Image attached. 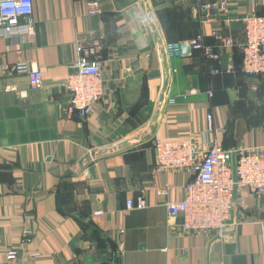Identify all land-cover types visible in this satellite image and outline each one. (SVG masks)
<instances>
[{
    "label": "crops",
    "instance_id": "crops-1",
    "mask_svg": "<svg viewBox=\"0 0 264 264\" xmlns=\"http://www.w3.org/2000/svg\"><path fill=\"white\" fill-rule=\"evenodd\" d=\"M89 1L35 0L34 35L24 43L0 39V264H9V251L23 264H264V199L237 192L225 231L233 235L183 234L175 227L181 218L171 220L165 204L185 198L194 174L155 170L158 140L197 138L204 152L210 141L264 147V77L225 72L240 67L234 60L244 33L237 20L252 10L264 15V0H148L164 45L202 38L221 55L214 62L162 55L140 0H99L100 13L90 16ZM222 1L228 19L201 10ZM90 32L107 42L105 91L83 119L67 112L66 78L77 37ZM214 33L235 46H221ZM26 62L41 70L42 89L32 90L29 77L14 71ZM167 67V102L155 122ZM192 89L198 95L184 100ZM153 124L157 130L142 145L99 154ZM143 197V209L127 207Z\"/></svg>",
    "mask_w": 264,
    "mask_h": 264
},
{
    "label": "built area",
    "instance_id": "built-area-1",
    "mask_svg": "<svg viewBox=\"0 0 264 264\" xmlns=\"http://www.w3.org/2000/svg\"><path fill=\"white\" fill-rule=\"evenodd\" d=\"M35 0H0V39L18 40L24 43L34 35L33 14ZM210 16L212 12L220 13L228 19V3L207 4L201 9ZM100 13V1L88 3V15ZM229 21V20H227ZM244 33L243 63L241 72L247 77H264V16L252 10L246 16L237 20ZM213 37L221 46L233 48L234 41L223 34L214 33ZM169 60L188 58L193 52L200 51L210 61H220L219 53L205 43L202 38L184 42L166 43ZM77 59L66 78V89L70 96L67 112H76L83 118H88L93 109L104 98V79L102 74V55L107 50L103 38L93 33L80 34L76 39ZM17 74L27 75L32 90L43 88L44 81L41 70L31 63L16 64ZM225 72H235V67H229ZM220 73L219 70L215 71ZM9 92H16L11 86ZM210 98L214 94L208 92ZM198 95L195 89L183 96ZM176 104V99L168 102ZM209 131L213 130V116H208ZM204 152L203 144L197 138L158 140L155 144L157 165L155 170L168 172H188L194 176L185 185V198L180 201H168L165 204L171 220L181 218L177 227L183 234H216L221 236L232 226L235 211V198L241 189L248 190L257 197L264 199V147L225 149L211 142ZM145 198L137 203L127 202L130 209H143ZM97 211L95 215H102ZM124 233V231H121ZM31 231L25 232L24 237L30 238ZM37 258L39 255H32ZM9 264H23L17 260V252L7 254Z\"/></svg>",
    "mask_w": 264,
    "mask_h": 264
},
{
    "label": "water",
    "instance_id": "water-1",
    "mask_svg": "<svg viewBox=\"0 0 264 264\" xmlns=\"http://www.w3.org/2000/svg\"><path fill=\"white\" fill-rule=\"evenodd\" d=\"M140 3H141L142 8L144 9L145 13L147 14V18L151 24V28L154 29V31L156 32V39H157L158 45L161 47V53H162V55H166V57H167L166 45H164V43L160 37L159 31H158L157 25H156V18L154 16V14L151 12L150 4H149L148 0H140ZM168 70H169V67L166 68V72H165V76H164L165 81L163 83L162 89L160 91V96H159L158 101H157V105H156V109H155L156 113H155V117H154L155 122H157V120L161 116L163 109H164L166 102H167V96H168L167 91L169 89L170 82H171V78H170L171 74H170V72H168ZM156 130H157V127L155 124H153L150 126V129L148 131H146L145 133L141 134V136L130 139L121 145L112 146V147H109L107 149H103L99 152V154L100 155H109V154L120 153V152L126 151V149L142 145V143L144 141H146L152 137L153 133ZM95 155H96V153H93L90 157L83 160V162L80 164V170L83 169L88 163H90L92 158ZM228 233H229V235H233V233L225 232L222 236L224 237Z\"/></svg>",
    "mask_w": 264,
    "mask_h": 264
},
{
    "label": "trees",
    "instance_id": "trees-1",
    "mask_svg": "<svg viewBox=\"0 0 264 264\" xmlns=\"http://www.w3.org/2000/svg\"><path fill=\"white\" fill-rule=\"evenodd\" d=\"M259 15H261V16H264L263 14H259ZM195 39V38H194ZM188 40H191V39H188ZM187 40V41H188ZM171 42H184V41H175V40H171L170 42H168V43H171ZM107 43V42H106ZM206 43V42H205ZM207 44V43H206ZM210 46V45H209ZM212 47V46H211ZM213 48V47H212ZM214 50H215V48H213ZM241 49V52H240V57L239 58H237V61H235L234 60V62L235 63H239V65H240V67H238V66H236V70H235V72H234V74H229V75H237V74H239V75H242V76H245L242 72H241V65H242V63H243V52H242V48H240ZM215 52H216V50H215ZM192 55H198V56H200L201 57V59L202 60H206L207 61V59L205 58V56L203 55V53L202 52H200V51H195V52H193V54ZM191 55V56H192ZM209 62H214V61H209ZM209 71H212L211 73H214V74H216L215 73V71H217L216 69H211V70H209ZM221 73H223V74H226V75H228L227 73H225V72H220V73H218L217 75H220ZM253 77H255V76H253ZM253 77H247L246 76V78H253ZM260 77H262V76H260ZM214 97V96H213ZM225 149H227V148H225Z\"/></svg>",
    "mask_w": 264,
    "mask_h": 264
}]
</instances>
